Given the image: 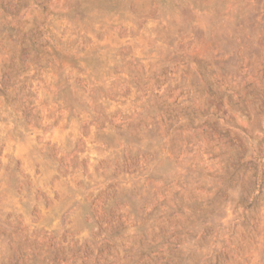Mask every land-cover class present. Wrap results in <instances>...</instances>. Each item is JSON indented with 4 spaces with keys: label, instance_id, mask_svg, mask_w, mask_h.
Returning a JSON list of instances; mask_svg holds the SVG:
<instances>
[{
    "label": "rangeland",
    "instance_id": "obj_1",
    "mask_svg": "<svg viewBox=\"0 0 264 264\" xmlns=\"http://www.w3.org/2000/svg\"><path fill=\"white\" fill-rule=\"evenodd\" d=\"M0 264H264V0H0Z\"/></svg>",
    "mask_w": 264,
    "mask_h": 264
}]
</instances>
